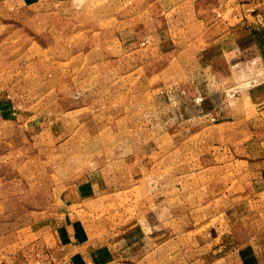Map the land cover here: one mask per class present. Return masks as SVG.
Wrapping results in <instances>:
<instances>
[{"label": "rangeland", "instance_id": "obj_1", "mask_svg": "<svg viewBox=\"0 0 264 264\" xmlns=\"http://www.w3.org/2000/svg\"><path fill=\"white\" fill-rule=\"evenodd\" d=\"M156 1L0 0V264L73 246L92 264H215L260 134L185 122L182 33L161 32Z\"/></svg>", "mask_w": 264, "mask_h": 264}, {"label": "crops", "instance_id": "obj_2", "mask_svg": "<svg viewBox=\"0 0 264 264\" xmlns=\"http://www.w3.org/2000/svg\"><path fill=\"white\" fill-rule=\"evenodd\" d=\"M181 4H177L183 10L181 24L167 25L172 16L166 12L171 15L175 9L170 1H156L153 9L155 19L164 15L167 20L161 32L182 33L172 41L173 46L181 42L183 48L185 122L229 120L225 123L232 126L241 121L252 140L256 127L260 134L256 140L261 150L254 153L251 148L236 170L240 196L214 225L219 232L216 242L224 245L217 248L215 264H264V81L247 89L236 81L255 74L264 79V0H183ZM140 27L134 31L140 34L145 29L148 36L142 38H152L150 22ZM136 37L139 43L141 35ZM77 247L46 251L55 254L56 264H62V256L68 264H92L87 255L78 256Z\"/></svg>", "mask_w": 264, "mask_h": 264}]
</instances>
